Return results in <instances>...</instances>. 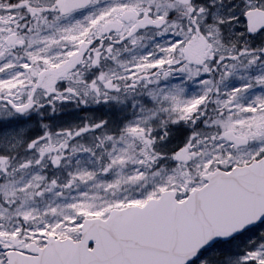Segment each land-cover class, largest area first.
Returning <instances> with one entry per match:
<instances>
[{
  "label": "snow or ice",
  "instance_id": "6c2138e0",
  "mask_svg": "<svg viewBox=\"0 0 264 264\" xmlns=\"http://www.w3.org/2000/svg\"><path fill=\"white\" fill-rule=\"evenodd\" d=\"M0 264H264V0H0Z\"/></svg>",
  "mask_w": 264,
  "mask_h": 264
}]
</instances>
